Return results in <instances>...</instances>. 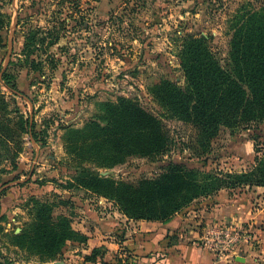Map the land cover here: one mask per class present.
<instances>
[{"label": "rangeland", "instance_id": "1", "mask_svg": "<svg viewBox=\"0 0 264 264\" xmlns=\"http://www.w3.org/2000/svg\"><path fill=\"white\" fill-rule=\"evenodd\" d=\"M245 8L264 22V0H0V195L9 189L0 202V264H93L83 255L95 228L112 231L118 251L125 252L129 221L137 219L110 189L156 179L169 161L199 164L220 177L254 170L264 155V123L222 127L204 165L187 147L195 127L153 92L163 80L187 87L181 55L188 35L210 37L213 54L227 67L232 26ZM26 10L30 15L22 18ZM187 23L190 28H182ZM122 98L162 117L171 136L167 151L117 163L127 153L109 147L104 127L108 104ZM30 116L32 135L22 123ZM84 166L108 179L99 188L109 194L78 182L75 171ZM254 187L247 182L233 190ZM222 190L228 191L204 194L163 221L209 210ZM42 206L48 221L67 217L87 242L67 240L53 260L33 247L21 236L35 231ZM257 261L264 264V256Z\"/></svg>", "mask_w": 264, "mask_h": 264}, {"label": "trees", "instance_id": "2", "mask_svg": "<svg viewBox=\"0 0 264 264\" xmlns=\"http://www.w3.org/2000/svg\"><path fill=\"white\" fill-rule=\"evenodd\" d=\"M254 12L245 8L240 19L234 20L227 67H223L213 54L210 37L198 32L188 35L182 50L187 87L181 88L170 80L160 81L153 87L158 101L170 113L195 127L196 136L187 147L192 149L195 157L201 158L204 165L211 144L222 127L250 129L264 123V22ZM29 13L26 10L22 18ZM182 28L188 29L190 26L187 23ZM108 105L111 116L104 132L109 147L118 154H128L120 157L117 163L125 161L128 156L129 159L134 156L150 157L168 150L171 136L161 116L131 99L122 98ZM22 119L23 131L32 135L35 127L33 118ZM202 167L199 164L169 161L164 172L156 179L119 183L115 190L110 189V194L99 188V183L107 182V178L97 175L87 166L75 172L79 173V183L116 197L125 213L137 220H166L193 200L223 187L232 191L247 182L264 187V155L257 158V165L250 173H227L225 177H220ZM8 190L3 189L0 202ZM47 213L49 209L42 206L35 231L25 232L21 236L28 238L33 247L53 260L67 240L87 242L84 234L72 228L67 217L62 216L55 223L46 219ZM106 250L94 248L85 256L86 260L98 263L100 259L103 260ZM117 264H123L122 260L118 259Z\"/></svg>", "mask_w": 264, "mask_h": 264}, {"label": "crops", "instance_id": "3", "mask_svg": "<svg viewBox=\"0 0 264 264\" xmlns=\"http://www.w3.org/2000/svg\"><path fill=\"white\" fill-rule=\"evenodd\" d=\"M230 191H220L209 210L182 213L173 221H129L125 252L118 251L121 244L115 242L112 231L95 228L89 234L84 227L82 230L91 236L83 256L102 247L107 254L97 264H117L118 259L128 264H255L257 256H264V187ZM237 222L245 223L252 239L243 241L238 251L223 255L218 262L207 245L188 240H201L205 224Z\"/></svg>", "mask_w": 264, "mask_h": 264}, {"label": "built area", "instance_id": "4", "mask_svg": "<svg viewBox=\"0 0 264 264\" xmlns=\"http://www.w3.org/2000/svg\"><path fill=\"white\" fill-rule=\"evenodd\" d=\"M203 227L202 237L199 238L212 250L217 261L227 253L239 250L243 241L252 239L244 222L209 223Z\"/></svg>", "mask_w": 264, "mask_h": 264}, {"label": "water", "instance_id": "5", "mask_svg": "<svg viewBox=\"0 0 264 264\" xmlns=\"http://www.w3.org/2000/svg\"><path fill=\"white\" fill-rule=\"evenodd\" d=\"M54 264H65V263L61 261H57V262H54Z\"/></svg>", "mask_w": 264, "mask_h": 264}]
</instances>
